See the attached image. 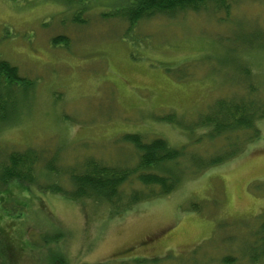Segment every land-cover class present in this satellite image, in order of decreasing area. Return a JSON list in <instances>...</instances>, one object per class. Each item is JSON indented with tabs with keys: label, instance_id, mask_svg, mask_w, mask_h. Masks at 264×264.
<instances>
[{
	"label": "rangeland",
	"instance_id": "374dc122",
	"mask_svg": "<svg viewBox=\"0 0 264 264\" xmlns=\"http://www.w3.org/2000/svg\"><path fill=\"white\" fill-rule=\"evenodd\" d=\"M127 3L0 0V59L33 81L12 83L16 113L0 122V157L42 154L37 184L0 189V264H50L57 253L69 264H253L248 249L264 213V120L234 158L201 172L184 162L177 190L126 213L42 191L52 180L72 188L68 176L46 170L54 155L65 171L88 159L135 167L139 153L125 141L133 134L216 154L230 139L194 143L207 130L194 123L218 99L249 95L251 85L264 98V0H230L228 10L209 6L133 29L116 15ZM58 36L69 42L54 43ZM228 256L236 260L225 263Z\"/></svg>",
	"mask_w": 264,
	"mask_h": 264
},
{
	"label": "trees",
	"instance_id": "16d2710c",
	"mask_svg": "<svg viewBox=\"0 0 264 264\" xmlns=\"http://www.w3.org/2000/svg\"><path fill=\"white\" fill-rule=\"evenodd\" d=\"M127 2L116 15L128 23L129 29L135 28L141 21L156 17L174 18L179 14L201 12L209 6H214L216 11L228 10L230 7V0H127ZM60 39L69 42V38L58 36L53 39L54 43L57 44ZM15 81L28 85L33 82L20 78L15 66L0 59V88L6 90L4 97L7 98L0 100V122L9 121L10 116L16 113L12 98V83ZM255 88L251 85L247 90V93L251 91V95L243 96L242 99L236 97L218 99L210 111L193 125L196 129H207L205 133L195 138L196 140L194 139V143L200 144L205 139L213 142L221 137H227L230 140L225 150L222 148L216 154L204 156L187 145L177 148L162 138L146 141L142 135L133 134L127 136L125 141L131 143L139 153V162L135 167L110 166L98 160L88 159L77 171L74 169L65 171L60 169L57 155H54L44 163L46 170L57 178L62 175L68 176L72 188L68 189L60 180H52L43 186L42 191L69 196L78 201L105 203L111 209L112 216L126 213L144 201L170 195L182 183L181 178L186 171L182 165L184 162L196 172L205 171L234 158L243 151L248 142L260 135L256 125L258 121L264 120V98L255 95H259ZM163 120L176 122L174 115H167ZM6 157L5 160L0 157V189L8 187L11 182H18L21 185L37 184L35 172L42 161V154L38 150L12 151ZM261 218L263 221L259 232L254 235L252 245L248 249L253 264H264V213ZM58 254L53 256L50 264H69L63 255ZM235 260L228 256L224 262L233 263Z\"/></svg>",
	"mask_w": 264,
	"mask_h": 264
},
{
	"label": "flooded vegetation",
	"instance_id": "af4514ba",
	"mask_svg": "<svg viewBox=\"0 0 264 264\" xmlns=\"http://www.w3.org/2000/svg\"><path fill=\"white\" fill-rule=\"evenodd\" d=\"M143 242H144V240H142L138 246H131L130 248H125L124 250H122V251L119 252V255H122V254L125 255L129 251L132 252L131 250H134L135 248H139V246H141L143 244Z\"/></svg>",
	"mask_w": 264,
	"mask_h": 264
},
{
	"label": "bare ground",
	"instance_id": "6f19581e",
	"mask_svg": "<svg viewBox=\"0 0 264 264\" xmlns=\"http://www.w3.org/2000/svg\"><path fill=\"white\" fill-rule=\"evenodd\" d=\"M262 221H263V218H260V220H259V222H258V228L256 229V227H255V235L259 232V229H260V226H261V223H262ZM246 250H247V247H246ZM248 252H247V256H248Z\"/></svg>",
	"mask_w": 264,
	"mask_h": 264
}]
</instances>
